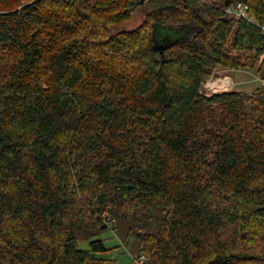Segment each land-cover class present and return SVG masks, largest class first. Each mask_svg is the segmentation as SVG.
<instances>
[{
	"label": "trees",
	"instance_id": "trees-1",
	"mask_svg": "<svg viewBox=\"0 0 264 264\" xmlns=\"http://www.w3.org/2000/svg\"><path fill=\"white\" fill-rule=\"evenodd\" d=\"M149 1L0 0V264H115L111 221L134 262L264 264V85L201 92L255 69L259 30L220 9L264 25V0H161L124 29Z\"/></svg>",
	"mask_w": 264,
	"mask_h": 264
},
{
	"label": "rangeland",
	"instance_id": "rangeland-1",
	"mask_svg": "<svg viewBox=\"0 0 264 264\" xmlns=\"http://www.w3.org/2000/svg\"><path fill=\"white\" fill-rule=\"evenodd\" d=\"M162 2L161 0H150L145 6L139 8L133 15L132 19L124 25V29H133L137 27L143 19L146 12H150ZM231 5V4H228ZM227 5V6H228ZM195 29V30H194ZM190 31L187 36L189 39L196 31V28ZM178 34L171 29L155 27L153 30V39L157 42L177 41ZM264 55L258 57L255 63V69H224L215 68L212 74L207 78L202 86V94L211 95L213 93L229 92V91H240L243 93H252L255 89L264 85V80L257 73L258 66L261 64ZM109 222H107L108 224ZM111 227L107 230L102 231L96 237V239L103 240L104 247L109 250L104 253L95 254L96 258L103 260H112L115 264H135L133 259L137 254V243L138 240L134 236H127L126 228L120 222L111 221ZM87 241H79L77 243L79 249L88 248Z\"/></svg>",
	"mask_w": 264,
	"mask_h": 264
},
{
	"label": "built area",
	"instance_id": "built-area-1",
	"mask_svg": "<svg viewBox=\"0 0 264 264\" xmlns=\"http://www.w3.org/2000/svg\"><path fill=\"white\" fill-rule=\"evenodd\" d=\"M227 17L236 20H245L247 23L259 30L261 38L264 40V25L258 22L257 18L248 16L246 7L241 3L231 4L220 9ZM144 257H137L136 264H142Z\"/></svg>",
	"mask_w": 264,
	"mask_h": 264
},
{
	"label": "water",
	"instance_id": "water-1",
	"mask_svg": "<svg viewBox=\"0 0 264 264\" xmlns=\"http://www.w3.org/2000/svg\"><path fill=\"white\" fill-rule=\"evenodd\" d=\"M168 29H171L172 30V28H168ZM178 41V40H177ZM177 41H168L167 39L166 40H164L163 42H160V43H157L155 40H154V47H155V49L156 50H158L160 53H162V51H163V49L166 47V45L167 44H173V43H175V42H177Z\"/></svg>",
	"mask_w": 264,
	"mask_h": 264
},
{
	"label": "flooded vegetation",
	"instance_id": "flooded-vegetation-1",
	"mask_svg": "<svg viewBox=\"0 0 264 264\" xmlns=\"http://www.w3.org/2000/svg\"><path fill=\"white\" fill-rule=\"evenodd\" d=\"M188 27H189V26L179 28V30H177V31L186 33V32L189 30ZM184 33H183V35H185Z\"/></svg>",
	"mask_w": 264,
	"mask_h": 264
}]
</instances>
